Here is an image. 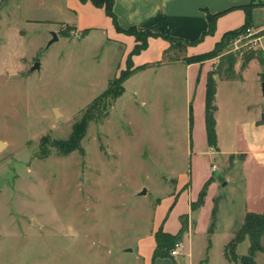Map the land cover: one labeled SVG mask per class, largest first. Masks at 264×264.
<instances>
[{"label":"rangeland","instance_id":"obj_1","mask_svg":"<svg viewBox=\"0 0 264 264\" xmlns=\"http://www.w3.org/2000/svg\"><path fill=\"white\" fill-rule=\"evenodd\" d=\"M15 3L0 21V264H153L151 243L169 217L170 195L189 182L194 198L209 171L228 185L199 213L204 233L189 239L192 263L241 264L249 238L235 256L228 245L247 211H264V165L228 152L245 147L247 136L261 138L245 122L264 116L263 66L249 60L264 57V29H253L256 43L239 35L219 57L198 63L222 65L216 76L224 79L235 59L234 79L219 80L223 153L213 160L200 103L191 106L176 67L133 72L119 84L114 80L127 68L122 47L71 27H60L49 44L54 31L21 22ZM193 56L179 61L189 64ZM35 63L40 68L32 71ZM121 88L118 98L105 94ZM84 123L79 148L63 155L56 142L68 141ZM185 258L155 264H189ZM256 263L264 264V251Z\"/></svg>","mask_w":264,"mask_h":264},{"label":"crops","instance_id":"obj_2","mask_svg":"<svg viewBox=\"0 0 264 264\" xmlns=\"http://www.w3.org/2000/svg\"><path fill=\"white\" fill-rule=\"evenodd\" d=\"M0 21L9 16V2L15 1V12L25 24L48 25L51 30L57 32L60 27H71L78 33H85L87 37L92 34L105 35L107 40L114 42L123 48L122 62H126L129 54L137 45L135 37L119 31L114 20L107 14L104 6H98L92 0H1ZM254 4L252 10L253 29H264V0H113V12L117 25L128 30L135 28L139 32L149 31L155 34L181 38L189 42H196L201 39L204 32L209 29L208 14H220L216 21V31L214 35L206 36L201 42L189 46L186 54L188 56L201 55L214 49L215 45L222 39L226 32L236 30L244 25L246 19L245 9ZM169 48V43L162 37L148 39V47L139 54L132 56L134 74L154 70L169 71L176 67L184 76L187 84L191 106L195 100L200 103V115L206 130L205 108L207 79L209 72L213 68L207 64L198 63L185 64L182 61L162 62L164 52ZM122 64V63H121ZM120 64V65H121ZM208 66V67H207ZM124 69V68H122ZM132 75V76H133ZM217 79L216 93V129L218 137V150L209 147L206 132L207 149L211 152L213 160L215 155L223 153L221 141V122L218 118L220 113L218 89L219 80L227 82L230 79ZM198 103V104H199ZM247 130L256 131L261 134V138L256 140L250 136L245 139V147L234 153L228 152L230 158L241 157L243 162L251 161L264 165V117L262 119L253 115L248 122H245ZM192 139V137H191ZM194 140H191V144ZM228 158V160L230 159ZM228 161L227 159H225ZM248 163V162H247ZM213 177L211 171L203 178L198 195L194 198L189 196V182L177 187L169 197L168 205L169 217L164 222L158 224V229L162 228L170 234H177L181 227V217H188V230L183 238L181 256H185L187 263L193 264V246L190 237L204 233L202 224L199 223V213L212 200H216L217 191L228 183H220L213 180L209 186L205 203L200 208L193 210L191 204L196 202L204 184ZM179 192V193H178ZM215 192V193H214ZM182 194V195H181ZM180 197V199H176ZM182 198V199H181ZM183 199L185 202H182ZM210 201V202H209ZM253 212V211H247ZM257 213V212H255ZM167 214V215H168ZM196 215V216H195ZM208 225V224H207ZM207 228V227H206ZM156 247L155 238L151 243V256L153 264V253ZM203 261H201L202 263ZM200 263V264H201Z\"/></svg>","mask_w":264,"mask_h":264},{"label":"trees","instance_id":"obj_3","mask_svg":"<svg viewBox=\"0 0 264 264\" xmlns=\"http://www.w3.org/2000/svg\"><path fill=\"white\" fill-rule=\"evenodd\" d=\"M92 2L98 6H104L106 8L107 14L109 17H111L117 29L127 35H131L135 37L137 41V45L135 46L134 50L129 54V56L126 59V70L121 71L118 78H116L114 81L122 84L127 80L135 71L133 69L132 64V56L139 54L142 50L147 49L148 47V39L150 37L158 38L162 37L169 43V48L164 52L163 55V61L162 62H174L180 59L181 55L186 54L187 49L189 46H193L199 42H201L206 36L208 35H214L216 31V21L220 14L213 15L208 14V21H209V29L203 33L200 40L196 42H189L187 40L181 39V38H175L171 36H165L160 34H155L149 31L145 32H139L135 28H130L128 30L121 29L116 22V17L113 12V0H92ZM254 4L249 5L245 9L246 13V19L243 26L236 30H232L229 32H226L221 41L218 42L214 49L210 52L193 56V57H187L185 60L187 63H200L208 59L219 57L222 53L223 48L227 46V44L232 41L237 36L243 34L248 28H252V10L254 8ZM252 59H258L260 63L263 66V72L261 74L262 80H264V57L262 56H250L249 60ZM230 63V67L228 68L227 73L229 76H223L226 79H234L233 76V66L235 63V59ZM222 68V65L220 66L219 70H212L209 72L208 79H207V91H206V108H205V121H206V132H207V140L209 147L215 151L218 150V137H217V129H216V111H217V105H216V93H217V79L221 78L222 76H216L220 75V70ZM111 89L107 90L105 94L111 95L114 98H118L123 94V89H119L117 92L111 93ZM95 105V104H93ZM96 106H91L89 109H87V114L92 118L93 114H90L92 110H94ZM190 120L192 125L193 120V112L192 107L190 109ZM85 130V123L79 125L71 138L68 141H58L56 142L55 146L59 149V151L63 155H67L71 153L72 151H75L79 148V141L84 134ZM212 179H209L203 186L202 190L199 193L198 199L196 202H193L191 204V207L193 210H196L204 205L205 198L207 196V192L209 189L210 184L212 183ZM181 224L182 227L180 231L177 234H170L165 232L162 228H160L155 233V241H156V247L153 253V259L162 258V257H173L171 254V251L175 248V245L179 242H181L184 238L185 233L188 230V217L182 216L181 217ZM246 237L250 240V247L248 250V253L240 258L241 264H257L256 263V256L258 253L264 251V247L262 244V239L264 237V211L262 213H255V212H247L245 215V220L242 229L236 234L235 238L232 240V242L228 245L232 247L234 256L236 247L240 242H242ZM226 246V249L228 248ZM225 249V257L227 258V253ZM175 264V262H174Z\"/></svg>","mask_w":264,"mask_h":264},{"label":"built area","instance_id":"obj_4","mask_svg":"<svg viewBox=\"0 0 264 264\" xmlns=\"http://www.w3.org/2000/svg\"><path fill=\"white\" fill-rule=\"evenodd\" d=\"M256 31L253 30V28H248L243 34L240 35V37H246L251 40V42L254 44L258 41V38H255ZM183 245L182 243H177L175 245V248L171 251L172 256H178L180 254V251L182 249Z\"/></svg>","mask_w":264,"mask_h":264},{"label":"water","instance_id":"obj_5","mask_svg":"<svg viewBox=\"0 0 264 264\" xmlns=\"http://www.w3.org/2000/svg\"><path fill=\"white\" fill-rule=\"evenodd\" d=\"M52 36H53V38H52V40L50 41V43L49 44H52V43H54L55 41H57L59 38H58V35L55 33V32H52ZM40 68V64L39 63H35V65L32 67V71H35V70H37V69H39ZM263 92H264V83H263ZM56 115L58 116L59 115V113L56 111ZM264 117V116H263ZM4 146V143H2L1 141H0V149L2 148ZM144 194H146V189H144L142 192H140V195H144Z\"/></svg>","mask_w":264,"mask_h":264}]
</instances>
